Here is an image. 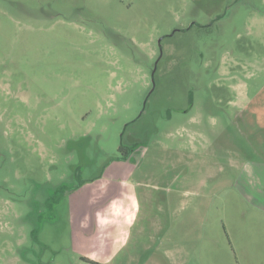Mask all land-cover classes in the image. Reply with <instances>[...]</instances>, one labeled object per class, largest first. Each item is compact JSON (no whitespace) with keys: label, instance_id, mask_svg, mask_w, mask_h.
<instances>
[{"label":"rangeland","instance_id":"rangeland-1","mask_svg":"<svg viewBox=\"0 0 264 264\" xmlns=\"http://www.w3.org/2000/svg\"><path fill=\"white\" fill-rule=\"evenodd\" d=\"M0 264H264V0H0Z\"/></svg>","mask_w":264,"mask_h":264},{"label":"trees","instance_id":"trees-1","mask_svg":"<svg viewBox=\"0 0 264 264\" xmlns=\"http://www.w3.org/2000/svg\"><path fill=\"white\" fill-rule=\"evenodd\" d=\"M123 146H121V148H122ZM64 187H65V185H63ZM58 190H62L63 188H62V186H59L58 188H57ZM56 189V190H57ZM48 200H50V199H48ZM87 261H89V262H92L89 258H85ZM94 263V262H93Z\"/></svg>","mask_w":264,"mask_h":264}]
</instances>
